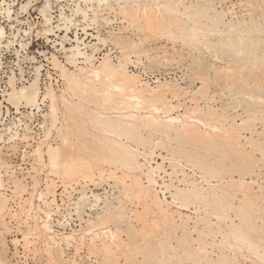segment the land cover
Listing matches in <instances>:
<instances>
[{
	"label": "rangeland",
	"instance_id": "374dc122",
	"mask_svg": "<svg viewBox=\"0 0 264 264\" xmlns=\"http://www.w3.org/2000/svg\"><path fill=\"white\" fill-rule=\"evenodd\" d=\"M87 1L0 0V25L4 26L6 30V35L2 40L3 44H0V100L2 103L0 114V163H2L0 164V195L2 194V196H5V198H7L6 200H8L6 202V212L3 216H0V264H264V0H208L209 3L206 5L204 3L208 2L207 0H176L181 4L178 6L179 11H176L179 13L175 12L176 15L175 13L171 15V12H167L164 16L168 18L169 16L171 18L173 17L176 21L181 19L182 21H179L180 24L182 23V26L186 24V28L189 26V30L191 27V29H193V26H198L196 29H199V26H210V28L208 27V32L213 31L212 33L214 34L208 33L209 35L206 34L203 36L200 30V33L193 32L194 38H198H196L195 42H192L191 40L194 41V38L191 37V39L190 36L185 35L186 33L183 31L186 29H179H182L181 31H183L184 35H182L181 31L177 29L174 30V28V32L171 30V33H164L163 28H161V30L157 29L159 32L163 31V33H159L157 30L156 32L155 30H149L153 35L157 33V36L152 37L149 35L147 38L148 40H144V43L141 45L142 49L144 47L147 49L149 57L145 54H132L131 56L133 61L129 64V67H131L134 60H142L144 65L141 64L143 67L147 69L153 68L157 73L163 74V81L167 80L180 84L174 85L164 83L161 84V86L159 85L160 87L157 86L154 89L152 88L153 90H156L158 87L160 88L159 90L157 89V94L163 90L161 93H165L166 96L164 97V101L171 103L167 105L166 102V107L161 104L162 108H168L169 111L172 110L168 112V115H164L166 114L164 109V113L161 112V110V114H155L161 117L162 123L163 119H167L169 115L174 117L178 115L177 117L179 119L183 117L182 122H188V124L191 125L189 126L190 128H194L199 132L206 130L214 134L213 132L215 131H212L209 127L210 130L204 125L200 127L202 124L197 125L199 124L197 119L204 118V115L211 113L210 111H216L215 114L220 118H216L215 120L219 119L218 124L220 125H218L217 122L215 124L218 129L222 130L216 132L225 135V138L229 141L231 140L232 144L240 145H234L236 149L234 148L229 152H233L235 155L231 154L233 155L231 156L229 154L230 156L228 157L227 154L225 156L226 161L224 160V164L226 166L223 164L224 167L222 166L216 169L218 171L220 170L219 174H214L217 173L216 171L212 174L208 172L204 174V170H200L199 166L193 163L195 159L193 158L192 160L191 157H189L188 153L191 151L189 150L190 146L187 145V148L184 144L182 145L181 143L183 142L179 140L181 138L177 139L178 136L175 135V133L171 130H169V132L167 128L165 129V127L162 126L164 124L158 126H162L163 129L159 128L157 130L155 129L156 127L154 128V126L157 125H152V128L149 124H152V122L146 124L145 119L142 117L141 119L138 115L144 114V112L134 111L139 117L135 116L136 119H131V121L133 120L135 123L140 121L145 125H139V129H137L138 127H134V129L140 132L133 129V133L131 134L132 136L134 135V137H132L131 134L126 135L121 131L118 132L119 130L115 129L113 124L110 125L111 123L109 124L111 127L108 126V128L111 129L106 127L110 118L112 119L114 117L112 114L119 116L121 114H127L128 112L124 113V111L120 113L111 110V113L110 110H108L111 109L109 108V104H105L102 107L100 106L103 104V96L98 93L91 94L92 92L90 90V94L83 88L77 89V91V87L74 89L70 88L68 91V81L63 77L58 65L54 63L55 59L61 60L65 64L68 63L67 59H65V55L69 53L67 48L71 47L73 44H77L75 39L78 38L82 40V38L85 37L83 42L80 41L79 45L82 46L84 44L82 46L85 47L84 50L93 53L94 57L97 59L94 60L96 66L107 58L104 56L105 52L110 53L113 59L112 61L108 58L110 62L115 65L118 64L117 61L122 55L121 49L118 48V46L128 45V47L125 46L127 47L125 49L128 50H126L122 56L125 61L128 60L129 49L137 51L142 50L141 47L134 49L129 46L131 45V40L137 39L136 34H133L130 28L132 26L134 27L135 24L139 25L138 23H142V21L130 19L128 16L125 17V14L121 16V11L124 12L120 7V4H122L121 0H118V2L117 0H108L107 3L101 5L98 2L99 0ZM142 1L148 2V0ZM142 1L139 0V2ZM161 1L160 3L159 0L160 4L166 3L163 2L166 0ZM182 1H184L186 6L190 4L189 10L191 9V5L195 4L193 5V8L196 9H193L195 13H191L192 15L188 14L192 12V9L189 12L183 11L185 7ZM245 1L247 2L245 3ZM150 2L152 3L153 0ZM197 2L204 5V9L202 7L204 11H209L206 12L208 17H210V14L213 15V11L210 12L208 5H214L215 7H212L217 10L220 9L221 12L225 10L228 11L224 12V18L226 17L225 22H229L232 18L234 22L237 19L235 24L243 22L242 25L244 28L241 24L239 25L240 28L242 27V30L240 32L238 31L241 33H238L240 36H238L236 32L237 29L240 30L239 27H237L236 30L234 29V31L228 30L229 27L224 23H221V25L219 24L220 27L217 25L219 27L218 30L215 28L216 26L212 27L211 25L214 24L212 23V16L207 20V17L203 15L205 12L203 11L204 13H201L199 12L201 10H198V8L200 9L203 5L196 4ZM212 2L214 3L212 4ZM46 3L48 4V10H50V18H52L49 24L44 18L41 10ZM151 3H148V8L154 6V4L157 5L156 0L154 4ZM231 3L234 4V8ZM244 3L246 5H244ZM129 4L132 5V1L129 2L128 0V5ZM92 6H94V8H92ZM196 6L197 8H195ZM220 6L228 7L224 8ZM9 8L12 11L10 12V16L6 13ZM231 8L233 11H231ZM85 11L87 14L84 13ZM197 11L199 13H196ZM183 12L185 14H183ZM63 13L69 18L72 17L71 22L68 24L70 25V32L63 29L65 28L64 24L60 22ZM230 13L235 15V17H230ZM139 15L142 16V12L139 13ZM176 16L179 17L176 18ZM168 18L167 21L170 20ZM244 18L245 21H243ZM122 19L126 21H122ZM138 19L141 20L142 18ZM134 21H136V23ZM131 22L135 24L131 25ZM178 24L179 23L174 25V27H182L180 25L177 27ZM223 25L225 26V30ZM246 25L248 28H245ZM49 26L53 28L52 32L47 31L50 29ZM58 26L63 28L59 27L58 29ZM252 26H254V28H252ZM221 29L224 31H221ZM243 29H245L244 32ZM246 29L252 30L247 31ZM204 30L207 29L205 28ZM48 32L50 34H48ZM175 33L178 37L173 36ZM233 35L236 36L235 38L238 39V42L241 40L243 41L239 42L240 45L242 44L241 46L238 43V48L240 49L235 47L237 44L233 45V43H230L231 39H235L230 38L229 40V37H234ZM162 36H166L167 38H162ZM186 36L188 38H186ZM99 37H102L104 42L100 40ZM173 37H176V39H173ZM226 39L231 45L229 43L226 44V41H224ZM138 40L140 41V38ZM198 41L202 43H198ZM235 41L237 40L235 39L234 42ZM61 43L64 45L62 46ZM243 44L247 46V48L244 47ZM252 44H254V46ZM64 46H67L66 51L63 49ZM98 48H100V50ZM230 48L234 50H230ZM245 48L247 50H245ZM242 51L246 52L242 54ZM163 54V58H166L165 63H162L160 58ZM124 56L127 57L124 58ZM251 56L253 58H251ZM83 60L84 59H80L82 63H79V66H88ZM71 65L68 63L67 67L70 71H74V65ZM223 65L226 69H223ZM230 66H232V69L235 66L239 68L240 71L236 69L238 72H235L234 68V75L233 71L229 69L231 68ZM224 70L230 71L231 74H228V72ZM134 71L138 72L139 70L134 69ZM37 78H39L38 86L40 88V99L37 105L29 106L22 102L19 104V107L17 106V109L15 104L7 99L10 96L9 94L14 90V87H17L16 89L21 88ZM162 86L163 88H161ZM138 87L140 88L141 85H138ZM170 87L173 88L171 91L167 89H170ZM81 89L84 92H81ZM141 89L144 91L146 90L145 92L147 93L150 91V89L148 90L147 87L144 86H142ZM49 90L54 91L57 96L56 105L58 106H56L57 112L54 116H52L53 113L51 109V94H46ZM72 90H75L77 93H82L83 95H79V97H82H77L78 94ZM173 90L178 91L176 92L178 93L176 98L173 96ZM97 94L100 98H98L99 96ZM78 99L83 100H79L81 102H78ZM168 99H170V101ZM93 101L97 103L95 104ZM162 102L161 100L159 103ZM172 104L174 106L177 105L176 108H173ZM196 106H201L200 108L202 110L204 109L202 111L203 115H194L196 118H188L187 116H193L192 110H194L193 112L196 115L202 113L198 111L200 108ZM194 107L197 108L198 112ZM104 108H108L107 111L104 110ZM213 109L216 110L213 111ZM97 112H102V116H108V119L99 116ZM91 113L93 116L96 115L94 118H98L99 120L103 119V121L106 120L104 121L106 124L104 123L105 125H102L100 124L102 122L98 119V121L94 120L92 116H90ZM118 113L120 114L118 115ZM162 113L166 118L162 116ZM218 113H221V116ZM223 114L225 116H223ZM115 117L113 119L117 118ZM184 118L191 119V121H186ZM127 119L128 118L125 120ZM192 123L197 124L193 125ZM138 124L140 123L135 124V126H138ZM194 126H196L197 129ZM114 129L117 131L115 132ZM117 132L120 134L118 135ZM165 133H167V136ZM170 133L172 135L169 136ZM66 134L69 135L67 139ZM121 135L122 137H120ZM142 135L145 138H143L144 140L141 138ZM11 136L15 138L12 139L10 138ZM138 136H140L141 139H136ZM168 136L175 137L179 143L175 138L172 139L173 137L169 138ZM229 136H235L234 139L238 140L236 141L237 143ZM225 138L223 140L226 141ZM66 140H69L67 144L65 143ZM47 141L52 144V146H58L60 149V159L67 157L70 153H73V155L71 154L70 156H74L77 148L78 151L76 152H80L81 154H76L75 156L85 153L86 155L84 154L85 156L83 155V157H95L94 161L97 165L93 168L94 177L86 180L82 178L83 176H79L80 178L77 176L75 179L68 178L69 181H66L67 178H62L63 175H61L62 172L60 169L52 167L53 164L52 166L50 165L51 163L46 153L47 146L49 145L46 143ZM84 141L85 143H82ZM141 141L146 142L142 143ZM113 142L115 143L112 144ZM87 143L91 147L82 148L84 145L87 146ZM69 144H72L74 147L72 145L68 147ZM98 145L104 146L105 149L101 146L98 148ZM182 146L186 149H183ZM38 148L44 152L42 157H39ZM70 148H72L73 151ZM100 148L104 150L103 153ZM120 148L124 149L121 150ZM125 148H129L133 151V156L130 157L131 160L133 159L132 161H126L123 157ZM238 148L239 150H237ZM191 149L194 148L191 147ZM241 149L242 151H240ZM86 151H90V154L92 151V156ZM181 152H183V154ZM94 153H97L96 155L98 156ZM116 153L117 155H115ZM217 154L219 153H215L208 157V160H211L210 163H219L220 154ZM173 156H175V158L171 159ZM244 156L248 158L245 157V160H242ZM240 159L242 161H240ZM236 163H239L238 165L240 166ZM235 164L237 166H233ZM153 167H155V169ZM230 167H233V169ZM211 172L212 171H210V173ZM136 177L137 179L139 177L138 180H140L141 183L134 179ZM152 177L155 182L151 181L153 180ZM70 181L73 182L71 183ZM190 181L192 185H190ZM240 181L242 183L243 181L244 183L248 182L246 186H254L249 188L243 185L244 187H242ZM130 182L133 183L135 187L130 186L132 185ZM135 183L137 185H135ZM128 184L129 187L126 188ZM141 184L143 188L147 189L149 187L148 190L151 189L149 190L150 195L146 198L147 204H144L146 203L144 202L146 199L140 198L138 194H135L141 190ZM193 184L194 186L196 184V187H192ZM64 185L67 186L65 187ZM221 186L222 188L220 189ZM130 187V191L127 190ZM132 187H137V191L135 192V189ZM175 187L185 190L187 188L199 189L200 195L203 196L201 200H204L203 203L205 204H201L202 201L199 199H194L192 200L194 204L188 202V205H183V202L178 201L176 197L174 198L176 192H178ZM215 187L219 188L218 194L223 193L224 196L218 195L217 191L214 190ZM223 187L227 188H224V190H228L226 191L227 193L222 190ZM153 188H155L154 191ZM41 191L44 193H41ZM94 193H96L95 197ZM213 193L217 195L211 196L214 195ZM83 194L86 196H83ZM97 196H101L100 199H98ZM205 196L208 198L206 197V199H204ZM213 198H216L215 200L217 202H215ZM217 198L222 200L221 203H223L224 206L221 204L222 208L220 209L225 208V211H220V205L217 204L220 203V200H217ZM156 199L162 200L159 201L164 204L163 207L165 210L168 209L167 212L169 211L168 213H171L173 217L170 216V218L166 219L164 216H160L163 215V212L156 206V202L158 201ZM207 199H209L208 202ZM248 199H250L251 202H249ZM213 200L214 202H212ZM253 200L255 201L254 204ZM151 201L156 202L154 203ZM245 201L248 205L245 207L250 208L249 213L247 212L248 209L244 207V205H246ZM206 203H210V207L207 206L205 208L207 205ZM214 203L216 205H214ZM226 203L229 205L228 207H226ZM249 204L253 205V207H250ZM231 205L236 208L233 206L231 208ZM145 206L150 208L149 211L145 209ZM239 206L244 207L246 213L244 212L245 210L243 208L241 209ZM215 207L217 209H215ZM213 208L215 209L214 211L212 210ZM9 209L12 210L9 212ZM142 209L148 211L146 215L144 213L145 211H142ZM237 209H241V212L244 213L240 214V210ZM106 211L107 213H105ZM120 211L123 212V214H120ZM139 211H141V214ZM108 212L112 213L109 214V219L106 217L108 216ZM137 213L140 215L136 218ZM243 214L244 217H242ZM249 214L253 216L249 217ZM142 215H144L143 217L147 216L146 218H148L147 220H150V222H152L151 220L155 221L157 218L156 222L158 221L159 223L158 225L156 224L158 227L152 224L154 227L153 230L147 227L145 229L146 231H144L145 233L143 232L145 234L144 236L147 237L144 238L142 237L143 233L140 232L143 230L142 225L145 223H143V221L146 218H141L143 221L138 218L140 216L142 217ZM246 215H248V218H246ZM98 216L102 217L100 218ZM227 216L229 218H227ZM134 217L135 219L132 220ZM101 219L102 221H100ZM106 219H108V225L106 222H103L106 221ZM161 219H166L169 223L166 221H164V223ZM173 219L176 220V224ZM92 221L95 222L94 225L100 226H94L91 223ZM172 221H174V223ZM88 223H90V225ZM102 223L107 227L101 226ZM34 224L37 225L34 226ZM233 225H235L234 227L237 226V229L232 227ZM4 229H6L7 232ZM239 229L242 232L245 231L243 236L238 237L241 234ZM106 230L108 231L107 233ZM109 230L116 231L119 237H110ZM150 231H152V235L149 238L148 235ZM46 239L48 240L45 241ZM119 241L121 242L119 243ZM106 245H109V248L111 247V249H108L110 252L106 250ZM119 246L120 248H118ZM127 246L129 247L127 248ZM254 248H256V250ZM192 251L195 252L193 253Z\"/></svg>",
	"mask_w": 264,
	"mask_h": 264
},
{
	"label": "bare ground",
	"instance_id": "6f19581e",
	"mask_svg": "<svg viewBox=\"0 0 264 264\" xmlns=\"http://www.w3.org/2000/svg\"><path fill=\"white\" fill-rule=\"evenodd\" d=\"M87 1V0H86ZM91 1V0H90ZM98 1V0H97ZM122 1V4H120V7L122 8V10L125 12H122L121 10H119V11H121V16L123 15V14H125V17H129L130 19L132 18L133 20H138V21H142V23H138L139 25H136L135 23H136V21H134L135 23H132L131 22V25L132 24H135L134 25V27H136V28H134L133 26L130 28V30H131V32L133 33V34H136V36H137V39H133V40H131V45H129L130 47H132V48H134V49H137V48H140L141 47V45L144 43V40H146L148 37H149V35H151L152 37L153 36H157L154 32V34L155 35H153L152 34V32L151 31H149V30H155V32H156V30L157 29H159V30H161V28H163L164 30V33H166V32H168V33H171V30L173 31V28H174V30L175 29H177V30H179L180 28H182V29H186V30H183L184 31V33H186L185 35H188V36H190V38L192 37V38H194V36H193V32L194 33H200V31H201V34L203 35V36H205L206 34L207 35H209L208 33H210V34H214V33H212V32H208V29L210 28V26H208V27H206V26H199L200 28L199 29H196V28H198V26L197 27H195V26H193V29H191L190 28V30L188 29V27L186 28V24H185V26H182L181 24H180V20L178 21H176V19L175 18H171L170 16H169V18L167 17V16H164V14L166 15V13L167 12H171L170 14L171 15H174L173 13H175L176 11H179L178 9V6H179V4H180V2L179 1H176V0H166V1H163V2H166V3H162V4H160L162 1L160 0V3H159V0H156V2H157V5H155L154 4V2H155V0H153V4H154V6H150V8H148V3H151L150 1L151 0H148V2H143L142 0V2H139V0H129V2L130 1H132V5L131 4H129V5H131V6H129L128 5V0H121ZM186 1V0H185ZM208 1V0H207ZM244 1V0H243ZM88 2V1H87ZM99 2V4L101 5V4H103V3H107L108 2V0H99L98 1ZM117 2H118V0H117ZM183 2V4H184V1H182ZM181 2V3H182ZM242 2V1H241ZM247 1H245V3H246ZM48 3V2H47ZM46 3V5L41 9L42 10V13H43V15H44V18L47 20V23L49 24V22H50V20L52 19V18H50V13H49V11L50 10H48V8H47V6H48V4ZM151 3V4H152ZM209 3V1L208 2H205L204 4L206 5V4H208ZM214 2H212V4H213ZM224 3V2H223ZM234 3V2H233ZM233 3H231V4H233ZM244 3V5H246ZM119 4V3H118ZM192 4V3H191ZM196 4H201V3H196ZM216 4V3H215ZM110 5V4H109ZM109 5H108V7H109ZM181 5V4H180ZM190 5V4H189ZM186 6L185 4H184V7H185V9H183V11L185 10V12H189V11H191V9H192V12H190V13H188V14H190V15H192L191 13H195L194 12V10H196V9H194L193 8V5H195V4H193V5H191V9L189 10V7L190 6ZM201 5H203V4H201ZM228 5V4H227ZM250 5H252V4H250ZM50 6V5H49ZM209 7L208 8H210V12L211 11H213L212 13H213V15H209L210 17H208L206 14V12H209V11H204L203 9H204V5L203 6H201V8L199 9L198 8V10H201V11H199V12H201V13H204L205 12V14H203L204 16H206L207 17V20H208V18H211V16H212V19H213V22L212 23H214V24H212L211 26L213 27H215V28H217V30H218V28L220 27L219 26V24L221 25V23L223 24H226L228 27H229V29L228 30H233L234 31V29L236 30V28L237 27H239V25L241 24L242 25V23L243 22H240V24H235V22H236V20H235V22L234 21H232L233 20V18H232V20H230L229 22L227 21V22H225V18H224V15H225V13L224 12H226L227 10H225L224 12H221L220 11V9L219 10H217V9H215V8H213L212 6H214V5H208ZM248 6V5H247ZM247 6H246V8H247ZM101 7V6H100ZM104 7H105V5H104ZM103 7V8H104ZM110 7H111V5H110ZM109 7V8H110ZM113 7V6H112ZM198 7H200V6H198ZM202 7H203V9H202ZM215 7V6H214ZM220 7H224V6H220ZM226 7V6H225ZM224 7V8H225ZM228 7V6H227ZM226 7V8H227ZM231 7V6H230ZM233 8H234V4H233V6H232ZM238 7V6H237ZM245 7V6H244ZM92 8H94V6H92ZM195 8H197V6L195 7ZM205 8H206V6H205ZM77 9H80V8H77ZM83 9V8H82ZM88 9H90V8H88ZM97 9V8H96ZM194 9V10H193ZM222 9V8H221ZM244 9V8H243ZM93 10V9H92ZM97 10H99V9H97ZM205 10H208V9H205ZM4 11H5V9H4ZM204 11V12H203ZM231 11H233L232 10V8H231ZM230 11V12H231ZM10 12H12L11 10H10V8L9 9H7V15L8 16H10ZM88 12V11H87ZM110 12V11H109ZM142 12V16H140L139 15V13H141ZM182 12V11H181ZM180 12V13H181ZM198 11L196 12V13H199ZM228 12V11H227ZM251 12V11H250ZM85 14H87L86 13V11L84 12ZM95 13V12H94ZM103 13V12H102ZM176 13H179V12H176ZM176 13H175V15H176ZM200 13V14H201ZM224 13V14H223ZM183 14H185L184 12H183ZM239 14V13H238ZM251 14V13H250ZM187 15V14H186ZM185 15V16H186ZM86 16V15H85ZM185 16H183V17H185ZM229 16V15H228ZM251 16V15H250ZM61 21L60 22H62L63 24H64V27L65 28H63V27H61V26H58V29H59V27L60 28H63V29H66V31H69L70 30V25H68L69 24V22H71V18H69L68 16H66V15H64V13L61 15ZM179 16H176V18H178ZM182 17V16H181ZM230 17H235V15H233L232 13H230ZM242 17V16H241ZM246 17H248V16H246ZM253 17V16H252ZM11 18V17H10ZM10 18H8V19H10ZM138 18H142L141 20H139ZM167 18L168 19H170L169 21H167ZM238 18V17H237ZM249 18V17H248ZM125 19V18H124ZM172 19V20H171ZM211 19V20H212ZM228 19H230V18H228ZM243 19V18H242ZM251 19V18H250ZM227 20V19H226ZM241 20V19H240ZM108 21V20H107ZM111 21V20H110ZM122 21H126V20H123L122 19ZM182 21V20H181ZM185 21V20H184ZM242 21V20H241ZM243 21H245V18H244V20ZM254 21V20H253ZM130 22V21H129ZM176 22V23H175ZM250 22V21H249ZM256 22V21H255ZM46 23V24H47ZM52 23V22H51ZM177 23H179L178 25H177V27H179V25L180 26H182V27H179V28H176V27H174V25H176ZM264 23V22H263ZM61 24V23H60ZM126 24H128V23H126ZM245 24H247V23H245ZM244 24V25H245ZM249 24V23H248ZM219 27H218V26ZM252 25V24H251ZM129 26V25H128ZM224 26V25H223ZM243 26V25H242ZM48 27V26H47ZM50 27V26H49ZM126 27V26H125ZM184 27V28H183ZM194 27H195V29H194ZM204 27V28H203ZM227 27V28H228ZM248 28V26L246 25L245 26V28ZM250 27V26H249ZM90 28V27H89ZM129 28V27H128ZM172 28V29H171ZM207 29V30H204V29ZM226 28V29H227ZM240 28V27H239ZM242 28V27H241ZM240 28V30H236V32H237V35L238 36H240L239 34H241V33H239L242 29ZM243 28H244V26H243ZM252 28H254V26H252ZM86 29V28H85ZM181 29V30H182ZM56 30V29H55ZM61 30V29H60ZM181 30H179V31H181ZM200 30V31H199ZM220 30V29H219ZM224 30H225V26H224ZM223 29H221V31H224ZM228 30H226V31H228ZM244 30L245 29H243V32H244ZM247 30V29H246ZM248 30H252V29H248ZM247 30V31H248ZM47 31H53V28H51L50 27V29H48ZM46 31V32H47ZM84 31V30H83ZM86 31V30H85ZM97 31V30H96ZM163 31H160L161 33H163ZM183 31H181V33H182V35H184V33H183ZM199 31V32H198ZM239 31V32H238ZM70 32V31H69ZM68 32V33H69ZM149 32V33H148ZM157 32H159L158 30H157ZM159 32V33H160ZM174 32V31H173ZM172 32V33H173ZM235 32V33H236ZM242 32V33H243ZM77 33V32H76ZM141 33V34H140ZM158 33V34H159ZM167 33V34H168ZM177 33V32H176ZM176 33H175V35H173V36H177L178 37V35H176ZM180 33V32H179ZM180 33V34H181ZM216 33V32H215ZM222 33V32H221ZM227 33H234V32H227ZM239 33V34H238ZM48 34H50L49 32H48ZM52 34V33H51ZM89 34V33H88ZM217 34V33H216ZM219 34H220V32H219ZM222 34H224V33H222ZM5 35H6V30H5V27L4 26H2V25H0V44L2 43V40H3V38L5 37ZM87 35V34H86ZM168 35H171V34H168ZM167 35V36H168ZM196 35H198V34H196ZM232 35V34H231ZM96 36V35H95ZM101 36V35H100ZM230 36V35H229ZM234 36V35H233ZM130 37V36H129ZM167 38L166 36H162V38ZM169 37V36H168ZM228 37V36H227ZM236 36H234V37H229V40H230V38H235ZM85 38V37H84ZM84 38H82V40H79L78 38L77 39H75L76 41H77V44H73L71 47H69V48H67V50H68V52H66V53H68L67 55H65V59H67V61H68V63H70V65L71 66H73L74 65V68H75V70L74 71H70L69 70V68L67 67V65H68V63L67 64H65V63H63L61 60H56L55 59V63L54 64H56V65H58V67L61 69L60 71H61V73H62V75H63V77L68 81V84H67V86H69V89H68V87H67V89H68V91L70 90V88H72V89H74V88H76V90L78 89H80V88H83L84 90L86 89V91H88L89 92V90L92 92L91 94H96V93H98V94H100L101 96H103V101H102V103L103 104H101L100 105V103H99V105L102 107V106H104L105 104H109V108H111V109H108V110H110V112L112 113V111H114V112H120V113H122V112H124V113H127V114H121V115H119L120 113H118V115L119 116H116L115 114H112L116 119H113L114 117L113 116H111V115H109V116H111V117H113L112 119L110 118V121L108 122V124H106V122H104V121H106V120H104L103 121V119H101V120H99L98 118H94V116L96 117V115H94L93 116V114L91 115L90 114V116H92V118L94 119V120H99L100 122H102V123H100V124H102V125H105L106 124V127L108 128V126L109 127H111L110 125H112L113 124V126H114V128L115 129H117V130H119L118 132H122V133H124V134H126V135H130L131 133H133V129H134V127L136 128V127H138L137 129H139V125H145V124H143L142 122H137V123H140V124H138V126L136 125L135 126V124H137V123H135L133 120H135L136 118H135V116L136 117H139L140 116V118L142 117L143 119H145V123L146 124H148V122H152V124L151 123H149L151 126L152 125H157V126H154V128L157 130V129H161L162 128V126H164L165 127V129L167 128L168 129V131L169 130H171L173 133H175V135H177L178 137H177V139H179V138H181V139H179L180 140V142L182 141L183 143H181L182 145L184 144L187 148H188V146L187 145H189L190 147V149L189 150H191L188 154H189V157H191V159L193 160V158L195 159V160H193L194 162V164L196 165V166H199V168H200V170H204L203 171V173L205 174V173H209V174H212V173H214V171H216L217 173H214V174H219V172H220V170L218 171V170H216V169H218V168H221L222 166H223V164H224V160H225V156L228 154V157L231 155V154H233V152L232 153H229V152H231L235 147H234V145L235 146H238L239 144H232L231 142V140L229 141V140H227L225 137V135H221L220 133H218V132H216V131H218V130H220V129H218V127H217V125L215 124L216 122H217V124H218V122H219V119H217V120H215L216 118H220L219 116L217 117V115L215 114L216 113V111H214V110H216V109H213V111L214 112H212V111H210V112H204V113H210V114H208V115H204L205 117L204 118H198L197 119V121L199 122V124H197V123H192L193 125H195V124H197V125H200V124H202L200 127H202L203 125L205 126V127H209L210 129H212V131L214 130L215 132H213L214 134H212V132H210L209 133V131H203V132H199V131H197V130H195L194 128H190L189 126H191V125H189L188 124V122L186 123H184V122H182V120H183V117L182 118H178L177 116L176 117H174V116H172V115H169V117L167 118V119H163V123L161 122V117H159V116H157V115H155L156 113L158 114V113H160V111L161 112H163L164 110H165V112H166V114H164L165 116L166 115H168V112H171L172 110H168V108L166 109V108H162L161 107V104H163L165 107L167 106V105H170L171 103L169 102L168 103V101H166L167 102V105H166V102L164 101L165 99H164V97H166L165 96V93H161V92H163V90H161V92L159 93V94H157V92H158V90L160 89L159 87L161 86V84H164V83H170V84H176L175 82H170V81H167V80H165V81H161V82H159L158 84H156V85H152V84H149L148 82H145V81H143L142 80V75L140 74V73H138V72H136V71H134V70H131L130 68H129V64L133 61L132 59H131V56H132V54H136V55H146L147 57H149L148 56V52H147V49L144 47L143 49H142V47H141V49L142 50H140V51H137V50H130L129 49V52H128V60L127 61H125V60H123V54L125 53V51L126 50H128V49H125V48H127L128 47V45H121V46H118V48H120L121 49V52H122V55L119 57V59H118V64H113L112 62H110V59L113 61V59H112V57H111V55H110V53L109 52H105L104 53V56L105 57H107V58H105L103 61H101V63L98 65V66H96V64L94 63V60H97L95 57H94V55H93V53H90V52H88V50H84V48L85 47H82V46H80L79 45V43H80V41L81 42H83V39ZM106 38V37H105ZM104 38V39H105ZM140 38V41L138 40ZM151 38V37H150ZM170 38V37H169ZM186 38H188L187 36H186ZM189 38V39H190ZM191 38V39H192ZM196 38H198V37H195L194 38V41L193 40H191L192 42H195V40H196ZM251 38V37H250ZM73 39V40H74ZM95 39V38H94ZM99 39L100 40H102L103 41V38L102 37H99ZM108 39V38H107ZM172 39V38H171ZM170 39V40H171ZM173 39H176V37L174 38L173 37ZM180 39V38H179ZM237 40V41H235L234 42V40ZM235 39H231L230 40V43H233V45L234 44H237V46H235V47H237L238 48V43L239 42H243L242 40L241 41H239L238 42V39L237 38H235ZM70 40H72V39H70ZM74 40V41H75ZM148 40V39H147ZM150 40V39H149ZM240 40V39H239ZM98 41V40H97ZM106 41V40H105ZM190 41V40H189ZM224 41H226V44L227 43H229V41L226 39V40H224ZM223 41V42H224ZM228 41V42H227ZM104 42V41H103ZM119 42V41H118ZM146 42V41H145ZM151 42V41H150ZM175 42H179V41H175ZM237 42V43H236ZM149 43V42H148ZM155 43H157V42H155ZM198 43H202L201 41L199 42L198 41ZM198 43H196V44H198ZM229 43V44H230ZM3 44V43H2ZM106 44V43H105ZM192 44V43H191ZM195 44V43H194ZM224 44H225V42H224ZM225 44V45H226ZM229 44H228V46H229ZM255 44V43H254ZM254 44H252L253 46H254ZM61 45H62V43H61ZM64 45V44H63ZM62 45V46H63ZM71 45V44H70ZM86 45H88V44H86ZM173 45H174V43H173ZM231 45V44H230ZM239 45H240V43H239ZM242 45V44H241ZM240 45V46H241ZM244 45V44H243ZM1 46V45H0ZM99 46V45H98ZM97 46V47H98ZM125 46H127V47H125ZM175 46V45H174ZM227 46V45H226ZM66 47L67 46H64V50L66 51ZM89 47H90V45H89ZM101 47V46H100ZM172 47V46H171ZM204 47H206V46H204ZM217 47V46H216ZM230 47V46H229ZM244 47H246L247 48V46H245L244 45ZM250 47V46H249ZM252 47V46H251ZM245 48V50H247ZM95 49V48H94ZM99 50H100V48H98ZM232 48H230V50H231ZM238 49H240V48H238ZM97 50V49H96ZM95 50V51H96ZM206 50V49H205ZM210 50V49H209ZM225 50V49H224ZM229 50V49H228ZM232 50H234V49H232ZM241 50H243V49H241ZM249 50V49H248ZM251 50V49H250ZM165 51V50H164ZM168 51V50H167ZM199 51V50H198ZM208 51V50H207ZM236 51V50H235ZM244 51V50H243ZM242 51V54H244L245 52H243ZM247 52H249V51H247ZM96 53V52H95ZM235 53V52H234ZM238 54V53H237ZM241 54V53H240ZM252 54V53H251ZM251 54H249V55H251ZM127 55V54H126ZM168 55H171V54H168ZM231 55V54H230ZM253 55V54H252ZM163 56H164V54L163 55H161L160 56V58H161V62L162 63H165L166 62V58L164 59L163 58ZM55 57V56H54ZM125 57H127V56H124V58ZM236 57V56H235ZM108 58H110V59H108ZM251 58H253L252 56H251ZM263 58H264V56H263ZM53 59V58H52ZM80 59H84L83 60V62L84 63H87V65L88 66H79V63H82V61H80ZM66 61V62H67ZM170 61V60H169ZM54 62V61H53ZM179 62V61H178ZM264 63V62H263ZM56 65H54V66H56ZM84 65V64H83ZM229 65V64H228ZM231 65H232V63H231ZM234 65V64H233ZM226 66V65H225ZM221 67V66H220ZM223 67V69H226V67H224V65L222 66ZM227 67H229V66H227ZM231 68H229L230 70H232L233 71V73H234V68H235V72H238V71H240V69L239 68H236L235 66H234V68L232 69V66H230ZM244 67V66H243ZM238 71H237V70ZM76 71V72H75ZM150 71L152 72V74H160V73H156V71H154V69L153 68H151L150 69ZM221 71V70H220ZM223 71V70H222ZM225 71V70H224ZM75 72V73H74ZM132 74H131V73ZM162 72V71H161ZM225 72H228V74L230 73L231 74V72L230 71H225ZM224 73V72H223ZM39 74V73H38ZM167 74H168V72H167ZM233 75V74H232ZM234 75H235V73H234ZM36 77H38V76H36ZM12 79V78H11ZM38 79L39 78H37V79H34L33 81H30V83H28L27 85H24V86H22L21 88H18V89H16L17 87H14L13 89V91L9 94L10 96L7 98L9 101H11V102H13L14 104H15V107L18 109V107H19V104L20 103H26L27 105H29V106H35V104L37 105V103H38V100L40 99L39 97H40V88H39V86H38ZM138 83H140V84H138ZM165 84V85H166ZM138 85H141V87L142 86H144V87H147V89L149 90L150 89V91H148V93L147 92H145L143 89H145V88H143V89H141V87L139 88L138 87ZM160 85V86H159ZM176 85H180V84H176ZM157 86H159L156 90H153L154 88H156ZM167 87H168V85H167ZM180 87V86H179ZM183 87V86H182ZM153 88V89H152ZM161 88H163V86L161 87ZM88 89V90H87ZM168 90H172L173 88H171L170 87V89L169 88H167ZM166 89V90H167ZM175 89V88H174ZM77 90V91H78ZM168 90H167V92H168ZM73 91V90H72ZM75 91V90H74ZM73 91V92H74ZM81 92H84L82 89L80 90ZM175 91V92H174ZM189 91V90H188ZM188 91H185V92H188ZM48 92H51V93H48ZM46 94H51L50 95V97H51V99H52V107H51V109H52V113H53V115L52 116H54L55 115V113L57 112L56 110H57V108H56V106H58V105H56V101H57V96H56V94L54 93V91H48ZM165 92V91H164ZM176 92H178L177 90H173V96H175V98H176V96H177V94L178 93H176ZM180 92V91H179ZM75 93H77L76 91H75ZM87 93V92H86ZM172 93V92H171ZM176 93V94H175ZM78 95H77V97H79V95H83L82 93H77ZM89 94H90V92H89ZM97 94V95H98ZM167 94V93H166ZM179 94H181V93H179ZM48 95H47V97H48ZM61 95V94H60ZM72 95V94H71ZM84 95H85V93H84ZM96 95V96H97ZM92 96V95H91ZM95 96V95H94ZM93 96V97H94ZM99 96V95H98ZM167 96H168V94H167ZM179 96V95H178ZM82 97V96H81ZM81 97H79V98H81ZM249 97V96H248ZM262 97V96H261ZM63 98V97H62ZM61 98V99H62ZM98 98H100V96L98 97ZM97 98V99H98ZM263 98V97H262ZM66 99V98H65ZM74 99V98H73ZM95 99H96V97H95ZM167 99V98H166ZM171 99V98H170ZM170 99H168L169 101H170ZM79 100H81V99H78L77 101L78 102H81V101H79ZM102 100V99H101ZM161 100L163 101L162 103H159V102H161ZM260 100V99H259ZM97 101V100H96ZM96 101H93V102H95V104L97 103ZM99 101V100H98ZM63 102V101H62ZM84 102V101H83ZM69 103V102H68ZM12 104V103H11ZM70 104V103H69ZM173 105V104H172ZM18 106V107H17ZM64 106V105H63ZM108 106V105H107ZM176 106L177 105H173V108H176ZM181 106V105H180ZM172 107V106H171ZM171 107H169V108H171ZM197 108L199 107V106H196ZM196 107H194L195 109H196V111H197V108ZM201 107V106H200ZM199 107V108H200ZM206 107V106H205ZM1 108H2V103H1V100H0V114H1ZM73 108V107H72ZM181 108V107H180ZM193 108V109H194ZM75 109V108H74ZM98 109V108H97ZM107 109L106 108H104V110H106L107 111ZM164 109V110H163ZM172 109V108H171ZM186 109H188V108H186ZM112 110V111H111ZM139 111V112H144V114H138L139 116H137V114H135V112L134 111ZM204 110V109H203ZM201 108H200V110L198 109V111H203ZM189 111V110H188ZM194 110H192V117L190 116H187L188 118H196V117H194V115L195 116H200V115H203V112L202 113H200L199 115L197 114H194V112H193ZM196 111H195V113H196ZM197 111V112H198ZM209 111V110H208ZM67 112V111H66ZM110 112H108V113H110ZM113 112V113H114ZM138 112V113H139ZM186 112V111H185ZM225 112V111H224ZM254 112V111H253ZM98 113V112H97ZM164 113V112H163ZM163 113H162V116L164 117V118H166L164 115H163ZM226 113V112H225ZM99 114V116H101V117H104V115L102 116V112H100V113H98ZM101 114V115H100ZM107 114V113H106ZM161 114V113H160ZM170 114V113H169ZM186 114V113H185ZM218 114H220V116H221V113H218ZM255 114V113H254ZM58 115V114H57ZM189 115V114H188ZM83 116V115H82ZM105 116H107V115H105ZM181 116H182V114H181ZM180 116V117H181ZM184 116V115H183ZM186 116V115H185ZM223 116H225L224 114H223ZM67 117V116H66ZM186 117V118H187ZM100 118V117H99ZM104 118H107L108 119V116L107 117H104ZM126 118H128V119H130V120H125ZM141 118V119H142ZM186 118H184V119H186ZM53 119V118H52ZM123 119V120H122ZM131 119H133L132 121H131ZM191 119L189 120V119H186V121H191ZM97 120V121H98ZM138 120V119H137ZM223 120V119H222ZM221 120V121H222ZM165 121H166V124H165ZM185 121V120H184ZM195 121H196V119H195ZM236 122V121H235ZM105 123V124H104ZM111 123V124H110ZM142 123V124H141ZM190 123V122H189ZM110 124V125H109ZM162 124H164V125H162ZM181 124V125H180ZM222 125H224L223 123H221ZM54 125V124H53ZM72 125V124H71ZM159 125H162V126H160V127H158ZM196 125V126H197ZM218 125H220V124H218ZM45 126V125H44ZM147 126V125H146ZM145 126V127H146ZM196 126H194V127H196ZM148 127V126H147ZM150 127V126H149ZM220 127H222V126H220ZM229 127V126H228ZM230 127H232V126H230ZM248 127V126H247ZM252 127V126H251ZM152 128H153V126H152ZM208 128V130H210ZM238 128V127H237ZM108 129H111V128H108ZM114 129V131L116 132L117 130H115ZM163 129V128H162ZM196 129H197V127H196ZM198 129H199V126H198ZM205 129V128H204ZM222 129V128H221ZM228 129V128H227ZM241 129V128H240ZM56 130V129H55ZM134 130H136V129H134ZM200 130V129H199ZM233 131H235L234 129H232ZM31 131V130H30ZM29 131V132H30ZM113 131V130H112ZM136 131H138V132H140L139 130H136ZM136 131H134V132H136ZM162 131V130H161ZM161 131H160V133H161ZM220 131H222V130H220ZM219 131V132H220ZM239 131V130H238ZM117 132V133H118ZM163 132V131H162ZM170 132V131H169ZM226 133V132H225ZM230 133V132H229ZM44 134V133H43ZM68 134V133H67ZM66 134V139L68 138V136L69 135H67ZM120 133H118V135H119ZM224 134V133H223ZM232 134V133H231ZM238 134V133H237ZM258 134V133H257ZM49 135V134H48ZM47 135V136H48ZM165 135L167 136V133H165ZM170 135H172L171 133L169 134V136ZM228 135V134H227ZM50 136V135H49ZM131 136H132V134H131ZM168 136V137H169ZM224 137L225 139H226V141L225 140H223L224 138H222V137ZM232 136V135H231ZM231 136H229V137H231ZM15 137H16V135H15ZM15 137H10V138H15ZM31 137H33V136H31ZM120 137H122V135L120 136ZM126 137V136H125ZM132 137H134V135L132 136ZM139 137V138H138ZM136 139H143L144 137H143V135H142V137L140 138V136H138ZM167 137V138H168ZM173 137V136H172ZM172 137H169V138H172ZM234 137L235 136H233V137H231L233 140H235V142L236 141H238L237 139H234ZM247 137V136H246ZM245 137V138H246ZM253 137V136H252ZM25 138H27V137H25ZM46 138H48V137H46ZM175 137H173L172 139H174ZM231 138H229V139H231ZM238 138V137H237ZM28 139V138H27ZM27 139H26V141H27ZM43 139H45V138H43ZM49 139V138H48ZM65 139V138H64ZM96 139V138H95ZM107 139V138H106ZM145 139V138H144ZM143 139V140H144ZM176 139V138H175ZM176 139V141H178ZM254 139V138H253ZM25 140V139H24ZM51 140V139H50ZM44 141V140H43ZM63 141H65V140H63ZM69 140H66V144H67V142H68ZM174 141V140H173ZM51 142V141H50ZM116 142V141H115ZM115 142H113L112 144H114ZM140 142V141H139ZM142 143L143 142H146V141H141ZM46 143H48L49 145L47 146V150H46V153H47V155H48V159H49V161H50V165L52 166V164H53V166L52 167H56V168H58V169H60V171L62 172V174L61 175H63L62 176V178H64V179H66V181L68 180L69 181V179L71 178V179H75V177H79V176H83L82 178H84V179H90V178H92V177H94L93 175H94V172H93V168L97 165V163L94 161L95 160V157H93L92 156V151H91V154L88 152V151H86L88 154H90V156H92V157H83V155L85 154H82V155H77V156H75L76 154H81L80 152L79 153H77L76 151H78V148L76 149V151H75V155L74 156H70L71 154L73 155V153H70V155H68L67 157H65V158H63V159H60V157H59V153H60V149L58 148V146H52V144H50L48 141L46 142ZM62 143V142H61ZM82 143H85V141L84 142H82ZM100 143V142H99ZM116 143H118V142H116ZM124 143V142H123ZM178 143H179V141H178ZM237 143V142H236ZM105 144V143H104ZM119 144V143H118ZM251 144V143H250ZM70 145H72V144H69V146L68 147H70ZM75 145H77V144H75ZM82 145V144H81ZM80 145V146H81ZM97 145V144H96ZM121 145V144H120ZM73 146V145H72ZM71 146V147H72ZM80 146H78V147H80ZM99 146H101V145H98L97 147L99 148ZM109 146H113V145H109ZM181 146V145H180ZM240 146V145H239ZM67 147V146H66ZM65 147V148H66ZM74 147V146H73ZM88 148V147H91L90 145H88V143H87V146L86 145H84V147H82V148ZM94 147H95V145H94ZM101 147H104V146H101ZM183 147V149H186V148H184V146H182ZM181 147V148H182ZM191 147H193L194 149H191ZM107 148V147H106ZM117 148V147H116ZM122 148V147H121ZM120 148V149H121ZM174 148V147H173ZM180 148V149H181ZM244 148V147H243ZM39 149V148H38ZM72 151H73V149L72 148H70ZM79 149H81V148H79ZM104 149H105V147H104ZM124 149V148H123ZM123 149H121V150H123ZM183 149H181V150H183ZM236 149V148H235ZM82 150V149H81ZM81 150H79V151H81ZM83 150H85V149H83ZM100 150H102L101 148H100ZM99 150V151H100ZM179 150V149H178ZM237 150H239V148L237 149ZM103 151L104 150H102V153H103ZM116 151V150H115ZM240 151H242V149L240 150ZM95 152V151H94ZM118 152H119V150H118ZM117 152V153H118ZM123 152V151H122ZM133 151H131L129 148H125V150H124V153H123V157L125 158V160L126 161H132L131 160V156H133L132 153ZM179 152V151H178ZM246 152V151H245ZM38 153H39V157H42V155H43V151L41 150V149H39L38 150ZM107 153V152H106ZM105 153V154H106ZM114 153V152H113ZM117 153L115 154V155H117ZM154 153V152H153ZM182 154H183V152H181ZM215 153H219L220 154V156H219V163H216V164H218V165H216V164H214V162H213V164L212 163H210L211 162V160L209 159L208 160V157L210 156V155H213V154H215ZM222 153V154H221ZM237 153V152H236ZM239 153H241V152H239ZM95 154V153H94ZM93 154V155H94ZM97 154V153H96ZM95 154V155H96ZM101 154V153H100ZM149 154H151V153H149ZM219 154H217V155H219ZM230 154V155H229ZM249 154V153H248ZM86 155V154H85ZM84 155V156H85ZM107 155H108V153H107ZM119 155V154H118ZM173 155V154H172ZM171 155V156H172ZM187 155V154H186ZM185 155V156H186ZM233 155H235V153L233 154ZM233 155H231V156H233ZM240 155V154H239ZM243 155V154H242ZM247 155V154H246ZM250 155V154H249ZM96 156H98V155H96ZM101 156H103V155H101ZM136 156V155H135ZM149 156V155H148ZM152 156V155H151ZM251 156V155H250ZM110 157V156H109ZM188 157V156H187ZM188 157V158H189ZM216 157H218V156H216ZM245 157L246 156H244V158H242V160H245ZM104 158H105V156H104ZM117 158H118V156H117ZM135 158V157H134ZM173 158H175V156H173V157H171V159H173ZM246 158H248V157H246ZM108 159V158H107ZM106 159V160H107ZM250 159V158H249ZM109 160H110V158H109ZM191 160V161H192ZM241 159H240V161H242ZM113 161V160H112ZM123 161V160H122ZM125 161V162H126ZM226 161V160H225ZM237 161H239V160H237ZM237 161H234V162H237ZM239 161V162H240ZM228 162V161H227ZM230 162V161H229ZM233 162V163H234ZM244 162V161H243ZM124 163V162H123ZM138 163H140V162H138ZM226 163V162H225ZM0 164H2V163H0ZM237 165L239 164V163H236ZM233 165V166H237V165ZM245 164V163H244ZM158 165H162V164H158ZM231 165H232V163H231ZM246 165V164H245ZM224 166H226L225 164H224ZM223 166V167H224ZM230 166V165H229ZM238 166H240V165H238ZM127 167V166H126ZM125 167V168H126ZM137 167V166H136ZM162 167V166H161ZM192 167H194V166H192ZM253 167V166H252ZM55 168V169H56ZM154 169H155V167H153ZM163 168V167H162ZM231 169H233V167H230ZM54 169V170H55ZM100 169V168H99ZM222 169H225V168H222ZM57 170V169H56ZM55 170V171H56ZM142 170V169H141ZM153 170V169H152ZM58 172H60L59 170H57ZM99 171V170H98ZM131 171V170H130ZM129 171V172H130ZM156 171H157V168H156ZM210 171H212L211 173H210ZM233 171V170H232ZM102 172V171H101ZM223 172V171H222ZM221 172V173H222ZM57 173V172H56ZM229 173V172H228ZM58 174V173H57ZM184 174V173H183ZM202 174V173H201ZM204 174H202V175H204ZM59 175V174H58ZM126 175H128V174H126ZM150 176V175H149ZM117 177V176H116ZM122 177H124V176H122ZM140 177V176H139ZM139 177H138V179H139ZM69 178V179H68ZM80 178V177H79ZM78 178V179H79ZM153 178V177H152ZM78 179H76V180H78ZM129 179V178H128ZM135 180H138L137 179V177L136 178H134ZM219 179V178H218ZM244 179V178H243ZM242 179V180H243ZM93 180V179H92ZM125 180V179H124ZM225 180V179H224ZM63 181V180H62ZM65 181V182H66ZM140 183H141V181L140 180H138ZM149 181V180H148ZM151 181H154V178H153V180H151ZM192 181V180H191ZM190 181V182H191ZM206 181V180H205ZM235 181V180H234ZM245 181V180H244ZM244 181H243V183L240 181V183H242V187H244L243 185H245L246 186V184L248 183V182H246V183H244ZM71 182V181H70ZM73 182V181H72ZM71 182V183H72ZM124 182V181H123ZM155 182V181H154ZM188 182V181H187ZM195 182V181H194ZM220 182H221V180H220ZM253 182H255V181H253ZM19 183V182H18ZM69 183V182H68ZM71 183H69V184H71ZM136 183H138V182H136ZM135 183V185H137ZM186 183V182H185ZM233 183V182H232ZM21 184V183H20ZM51 184H52V181H51ZM67 184V183H66ZM68 184V185H69ZM130 184H132V185H130V186H134V184L133 183H131L130 182ZM139 184V183H138ZM189 184V183H188ZM227 184H229V183H227ZM2 185V184H1ZM54 185V184H53ZM125 185V184H124ZM145 185V184H144ZM190 185H192V182L190 183ZM233 185V184H232ZM235 185H236V183H235ZM234 185V186H235ZM250 185V184H249ZM49 186V185H48ZM65 187L67 186V185H64ZM146 186V185H145ZM210 186V185H209ZM223 186H224V184H223ZM225 186H227V185H225ZM252 186H254V185H252ZM252 186H246V187H252ZM129 187V184L128 185H126V188H128ZM135 187V186H134ZM147 187H148V185H147ZM178 187H180V186H178ZM192 187H196V184H195V186H194V184H193V186ZM198 187V186H197ZM219 187V186H218ZM48 188V187H47ZM125 188V189H126ZM133 188V187H132ZM137 188V187H136ZM136 188H133V189H135V192L137 191L136 190ZM149 188V187H148ZM148 188L146 189V188H143V186H142V184H141V190L137 193H135V194H138L139 195V197L140 198H143V199H146L149 195H150V191L149 190H151V189H149L148 190ZM150 188H151V186H150ZM176 188V187H175ZM217 187H215V191H217V194H218V191H219V188H217ZM222 188V186L220 187V189ZM224 188L225 189H227L226 187H223V189L222 190H224ZM124 189V190H125ZM130 189H131V187L129 188V189H127V190H129L130 191ZM177 189V188H176ZM229 189V188H228ZM238 189H239V187H238ZM127 190H125V191H127ZM155 190V188H153V191ZM178 190V192H176V195L174 196V198L176 197V199H178V201H180V202H183V205H188V202L189 203H193L194 204V202L192 201V200H194V199H199L200 201H202L201 199L203 198V196H201L200 195V191H198L199 189H197V188H194V189H177ZM206 190V189H205ZM247 190V189H246ZM259 190V189H258ZM128 191V192H129ZM211 191V190H210ZM221 191V190H220ZM226 191H228V190H224V192H226ZM159 192H160V190H159ZM163 192V191H162ZM1 193V192H0ZM41 193H44V192H42L41 191ZM46 193V192H45ZM130 193V192H129ZM157 193V192H156ZM227 193V192H226ZM63 194V193H62ZM86 194V193H85ZM85 194H83V196L85 195ZM95 194V195H94ZM93 195H94V197L96 196V193H94ZM158 194V193H157ZM157 194H156V196H157ZM212 194V193H211ZM214 195H211V196H216L217 194H215V193H213ZM225 194V193H224ZM244 194V193H243ZM218 195H222V196H224L223 195V193L221 194H218ZM228 195V194H227ZM44 196V195H43ZM83 196H82V198H83ZM86 196V195H85ZM99 196V195H98ZM97 196V198L98 199H100V197H98ZM153 196V195H152ZM209 196V195H208ZM247 196V195H246ZM252 196V195H251ZM1 197H3V198H1ZM44 197H46V196H44ZM155 197V196H154ZM206 197L207 196H205V198L204 199H206ZM254 197V196H253ZM89 198V197H88ZM173 198V197H172ZM208 198V197H207ZM7 198H5V196H2V194L0 195V216H3L4 214H5V212H6V209H7V205H6V202L8 201V200H6ZM54 199V198H53ZM80 199V198H79ZM78 199V200H79ZM97 199V200H98ZM150 199H151V197H150ZM161 199V198H160ZM160 199H156V200H158L156 203H157V205L156 206H158L159 207V210H161L162 212H163V215H160V216H164V218H170V216H172L171 215V213H168L167 212V210L168 209H166L165 210V208L163 207V203H161L160 201H162V200H160ZM214 200L216 199V198H213ZM223 199V198H222ZM238 199V198H237ZM82 200V199H81ZM140 200H142V199H140ZM154 200V199H153ZM160 200V201H159ZM208 200L209 199H207V202H208ZM214 200L212 201V202H214ZM217 200H220V199H218L217 198ZM242 200H243V198H242ZM247 200V199H246ZM249 200V202H251L250 201V199H248ZM80 201V200H79ZM99 201V200H98ZM143 201V200H142ZM174 201H176V200H174ZM192 201V202H191ZM198 201V200H197ZM196 201V202H197ZM199 201V202H200ZM211 201V200H210ZM221 201L222 200H220L219 202L220 203H217V204H219L220 205V207H219V209L220 208H222V206H224V204L223 203H221ZM254 201V200H253ZM53 202H54V200H53ZM144 202H146V203H144V204H147L148 202H147V199H146V201L144 200ZM151 202H154V201H151ZM154 202V203H155ZM204 202V200L202 201V203L201 204H205V203H203ZM206 202V201H205ZM215 202H217L216 200H215ZM237 202V201H236ZM79 203V202H78ZM143 203V202H142ZM174 203V202H173ZM211 203V202H210ZM210 203H206L207 205L205 206V208L208 206V207H210ZM245 203H246V205H244V207L245 206H248L247 205V202L245 201ZM244 203V204H245ZM255 203V201L253 202V204ZM96 204V203H95ZM121 204V203H120ZM196 204V203H195ZM221 204H223L222 206H221ZM227 204V203H226ZM230 204V203H229ZM149 205H151V204H149ZM214 205H216L215 203H214ZM213 205V206H214ZM250 205V204H249ZM39 206V205H38ZM212 206V207H213ZM229 205L227 204V206L226 207H228ZM232 206L233 205H231V208H232ZM243 206V205H242ZM253 207V205H250V207ZM260 206V205H259ZM118 207V206H117ZM122 207V206H121ZM146 207V206H145ZM150 207V206H149ZM217 207V206H216ZM215 207V209H217ZM234 207V206H233ZM239 207H241V206H239ZM244 207H241V209L243 208L244 209ZM9 208V207H8ZM108 208H110V207H108ZM184 208V207H183ZM234 208H236V207H234ZM238 208V207H237ZM246 209H248V213H249V207H245ZM78 209V208H77ZM145 209H148V211H149V209L150 208H145ZM152 209V208H151ZM214 208L212 209L213 211L215 210ZM241 209H237V210H240V212H241ZM246 209H244V210H242V211H244L245 213H246ZM10 210H12V209H9L8 211L10 212ZM109 210V209H108ZM122 210H124V209H122ZM121 210V211H122ZM158 210V211H159ZM31 211V210H30ZM109 211H112V210H109ZM119 211V210H118ZM119 212L120 214H123V212ZM142 211H145L144 213H145V215H146V213L148 212L147 210H143L142 209ZM218 211V210H217ZM220 211H225V208L224 209H220ZM37 212V211H36ZM77 212V211H76ZM141 211H139V213H140ZM160 212V211H159ZM244 212H241L240 214H242V213H244ZM105 213H107V211L105 212ZM114 213V212H113ZM118 213V212H117ZM139 213H137L136 214V218H137V216H139L140 214ZM154 213V212H153ZM161 213V212H160ZM218 213H219V211H218ZM12 214V213H11ZM14 214V213H13ZM16 214V213H15ZM109 214H112V213H109L108 212V216H106V217H108V219H109ZM135 214V213H134ZM162 214V213H161ZM116 215V214H115ZM118 215V214H117ZM250 216L249 217H251V216H253V215H251V214H249ZM14 216V215H13ZM144 215H142V217L140 216V217H138V218H140L139 220H141V221H143L141 218H146V217H143ZM202 216V215H201ZM5 217V216H4ZM32 217V216H31ZM81 217H82V215H81ZM98 217H102V216H98ZM173 217V216H172ZM241 217V216H240ZM242 217H244V214H243V216ZM40 218V217H39ZM162 218V217H161ZM227 218H229L228 216H227ZM226 218V219H227ZM246 218H248V215H246ZM108 219H106V221H103V222H106V224L108 223ZM124 219V218H123ZM130 219H131V217H130ZM135 219V217L132 219V220H134ZM148 218H146V219H144V221H143V225H142V227H143V230L140 232V233H143L144 231H146L145 229L148 227V228H152V230H153V226H152V224H155V226H157L159 223H158V221L156 222V219H155V221H153V220H151L152 222H150V220H147ZM166 219H161L163 222L164 221H166ZM249 219H251V218H249ZM47 220V219H46ZM121 220V219H120ZM173 220H175V219H173ZM228 220V219H227ZM247 220V219H246ZM100 221H102V219L100 220ZM168 221H169V219H168ZM207 221V220H206ZM209 221V220H208ZM251 221V220H250ZM249 221V222H250ZM24 222H26V221H24ZM98 222V221H97ZM167 222V221H166ZM170 222H171V220H170ZM173 223H174V221H172ZM93 225L95 224V222H91ZM99 223H101V222H99ZM165 223V222H164ZM167 223H169V222H167ZM5 224V223H4ZM31 224V223H30ZM89 225H90V223H88ZM91 224V225H92ZM109 224V223H108ZM107 224V225H108ZM157 224V225H156ZM171 224V223H170ZM175 224H176V220H175ZM37 225V224H36ZM35 224H34V226H36ZM42 225H45V224H42ZM132 225V224H131ZM94 226H100V225H94ZM101 226H106V225H104V223H102V225ZM152 226V227H151ZM186 226V225H185ZM235 225H233L232 227H234ZM239 226H241V225H239ZM238 226V227H239ZM43 227H45V226H43ZM107 227V226H106ZM158 227V226H157ZM46 228V227H45ZM99 228H101V227H99ZM234 228H236L237 229V226L236 227H234ZM253 228V227H252ZM32 229V228H31ZM48 229V228H47ZM47 229H45V230H47ZM142 229V228H141ZM1 230V229H0ZM4 230H6V229H4ZM18 230V229H17ZM39 230V229H38ZM50 230V229H49ZM48 230V231H49ZM94 230V229H93ZM240 230V229H239ZM42 231V230H41ZM103 231H104V229H103ZM110 231V237L112 236V238H116V237H119L118 235H117V232L115 231L114 232V230L112 231V230H109ZM6 232H7V230H6ZM32 232V231H31ZM31 232H30V234H31ZM108 231L106 230V233H107ZM151 232V233H150ZM149 232V238H150V236L152 235V231H150ZM239 232V231H238ZM240 232H241V234L239 235V234H237V235H239L238 237H240V236H243L244 235V232H242L241 230H240ZM33 233V232H32ZM35 233V232H34ZM100 233V232H99ZM105 233V232H104ZM145 233V232H144ZM143 233V235H142V237L144 238V237H147V236H144L145 234ZM47 234V233H46ZM109 234V233H108ZM245 234H247V233H245ZM1 235V234H0ZM25 236V235H24ZM65 236V235H64ZM26 237V236H25ZM45 237V236H44ZM52 237V236H51ZM60 237V236H59ZM247 237V236H246ZM48 238V237H47ZM53 238V237H52ZM57 238V237H56ZM67 238V237H66ZM148 238V239H149ZM243 238V237H242ZM27 239V238H26ZM44 239V238H43ZM51 239V238H50ZM55 239V238H54ZM185 239V238H184ZM183 239V240H184ZM48 239H46L45 241H47ZM64 240V239H63ZM68 240V239H67ZM144 240V239H143ZM53 241V240H52ZM40 242V241H39ZM121 241H119V243H120ZM56 243V242H55ZM119 245V244H118ZM123 245H127V244H123ZM137 245V244H136ZM51 246V245H50ZM107 247H106V250H108V249H111V247L109 248V245H106ZM121 246H122V244H121ZM257 246V245H256ZM255 246V247H256ZM105 247V246H104ZM129 246H127V248H128ZM147 247V246H146ZM166 247V246H165ZM118 248H120V246L118 247ZM256 248H258V247H256ZM256 248H254L255 250H256ZM169 249V248H168ZM164 250V249H163ZM257 251H258V249H257ZM108 252H110V250H108ZM193 252V251H192ZM195 252V251H194ZM193 252V253H194ZM199 253V252H198ZM259 254V253H258ZM50 256H51V254H50ZM49 256V257H50ZM192 256V255H191ZM194 256V255H193ZM222 257V256H221ZM52 258V257H51ZM224 258H227V257H224ZM223 259V258H222ZM221 259V260H222ZM51 260V259H50ZM161 260V259H160ZM227 262V261H226Z\"/></svg>",
	"mask_w": 264,
	"mask_h": 264
},
{
	"label": "built area",
	"instance_id": "2783aa9c",
	"mask_svg": "<svg viewBox=\"0 0 264 264\" xmlns=\"http://www.w3.org/2000/svg\"><path fill=\"white\" fill-rule=\"evenodd\" d=\"M143 61L142 60H134V62L131 64V67H129L131 70H139L138 73H140L142 75V80L145 82H148L149 84L152 85H156L159 82L162 81L163 74H152V72L150 71V69H147L145 67H143ZM143 65H142V64ZM157 73V72H156Z\"/></svg>",
	"mask_w": 264,
	"mask_h": 264
}]
</instances>
